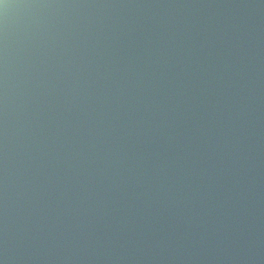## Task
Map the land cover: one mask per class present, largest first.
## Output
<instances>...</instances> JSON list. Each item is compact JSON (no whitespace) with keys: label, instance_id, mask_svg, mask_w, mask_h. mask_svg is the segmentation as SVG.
<instances>
[{"label":"water","instance_id":"95a60500","mask_svg":"<svg viewBox=\"0 0 264 264\" xmlns=\"http://www.w3.org/2000/svg\"><path fill=\"white\" fill-rule=\"evenodd\" d=\"M0 264H264V0H2Z\"/></svg>","mask_w":264,"mask_h":264},{"label":"clouds","instance_id":"9594fccd","mask_svg":"<svg viewBox=\"0 0 264 264\" xmlns=\"http://www.w3.org/2000/svg\"><path fill=\"white\" fill-rule=\"evenodd\" d=\"M0 2H2V0H0Z\"/></svg>","mask_w":264,"mask_h":264}]
</instances>
